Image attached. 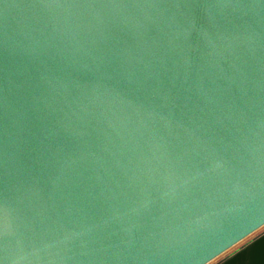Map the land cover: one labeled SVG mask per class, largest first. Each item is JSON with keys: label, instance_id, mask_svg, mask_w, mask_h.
I'll list each match as a JSON object with an SVG mask.
<instances>
[{"label": "water", "instance_id": "95a60500", "mask_svg": "<svg viewBox=\"0 0 264 264\" xmlns=\"http://www.w3.org/2000/svg\"><path fill=\"white\" fill-rule=\"evenodd\" d=\"M264 225V0H0V264H209Z\"/></svg>", "mask_w": 264, "mask_h": 264}, {"label": "clouds", "instance_id": "9594fccd", "mask_svg": "<svg viewBox=\"0 0 264 264\" xmlns=\"http://www.w3.org/2000/svg\"><path fill=\"white\" fill-rule=\"evenodd\" d=\"M264 229V225H260L249 231L244 236L233 241L220 254L221 258H213L210 264H262L261 254L264 253V236L260 235V230ZM249 248H255L258 259L254 261L238 260L237 258Z\"/></svg>", "mask_w": 264, "mask_h": 264}, {"label": "crops", "instance_id": "0c3cea01", "mask_svg": "<svg viewBox=\"0 0 264 264\" xmlns=\"http://www.w3.org/2000/svg\"><path fill=\"white\" fill-rule=\"evenodd\" d=\"M260 235L264 236V229L260 230ZM219 258H221V256L218 257L217 259H219ZM237 259L238 260H246V261H254V260L258 259V254H257V251L255 248H249L246 251H244L241 254V256L238 257ZM260 259H261L262 264H264V253L261 254ZM233 264H234V262H233Z\"/></svg>", "mask_w": 264, "mask_h": 264}]
</instances>
